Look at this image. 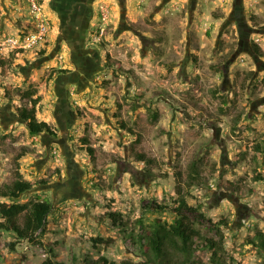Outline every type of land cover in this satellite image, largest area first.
Segmentation results:
<instances>
[{
  "label": "rangeland",
  "instance_id": "1",
  "mask_svg": "<svg viewBox=\"0 0 264 264\" xmlns=\"http://www.w3.org/2000/svg\"><path fill=\"white\" fill-rule=\"evenodd\" d=\"M91 2V11L82 2L58 10L42 0L46 42L16 52L24 50L7 39L29 33L35 18L26 0H0V59L15 54L7 76L0 68V84L35 89L38 117L58 135L32 136L17 115L28 102L6 101L0 88V186L13 181L15 157L26 153L20 171L36 185L20 201L53 202L45 245L0 232V264L142 261L134 242L154 220L176 217V174H189L194 162L205 182L190 204L207 217L195 219L203 235L228 219L230 264H263L247 239L264 231V180H256L264 167L255 148L264 145V0ZM54 69L69 73L58 79ZM134 142L159 166L131 156ZM197 258L208 263L210 252Z\"/></svg>",
  "mask_w": 264,
  "mask_h": 264
},
{
  "label": "trees",
  "instance_id": "2",
  "mask_svg": "<svg viewBox=\"0 0 264 264\" xmlns=\"http://www.w3.org/2000/svg\"><path fill=\"white\" fill-rule=\"evenodd\" d=\"M76 2H84L83 0H55L54 7L58 10L72 8ZM84 6V3H83ZM256 53L261 56V50L258 45H254ZM25 52V51H16ZM46 51H41L45 55ZM15 54L9 59H0L1 73L7 76L10 69L14 65ZM55 74H67L68 70L54 69ZM6 97L9 100H14L16 96H21L25 103L17 108V114L22 118L32 135H40L49 133L55 135L52 126L45 121H40L37 117L38 106L42 97L38 95L35 89L22 90L21 87L13 85L3 86ZM225 105L227 101H224ZM227 110V109H226ZM158 113L153 115V119H158ZM122 128L126 129L124 123ZM132 134H135L132 129H129ZM87 144L88 152L93 155L95 150L90 147V142L87 137L82 139ZM140 142V139H137ZM137 142H134L130 147L131 156L135 157L138 162L144 163L148 167L159 166L157 159L150 157L145 151L137 150ZM264 167V145L258 144L255 147ZM25 156V153H20L15 157L16 169L13 170L14 179L11 182L0 186V198L7 201L0 202V232L12 233L16 236L17 242L27 241L33 245H45L40 237L47 231L48 217L53 210V202L49 199L30 201L23 203L21 197L27 192L33 190L35 182L24 178L20 171V160ZM192 172L184 174L179 171L176 176L178 180L177 186V203L174 208L176 217L172 221L165 219H156L151 226L145 228V233L139 236L136 245H140L142 261H134L132 259L124 260L120 264H230L229 253L226 248V233L225 228L230 227L228 219H222L218 223L212 224L214 236H204L202 230L196 224V218L207 219L206 215L201 212V206H192L190 199L193 197V188L204 184L205 177L200 167L196 162L191 165ZM256 180H264L263 175L256 177ZM39 184H46L45 181ZM160 211H164L163 206H159ZM109 216L118 221L119 214L109 213ZM200 222V221H198ZM212 222V221H211ZM17 242L11 243L12 251L16 250ZM99 244L106 243L108 246L114 242L113 239H95ZM247 244L254 247L258 252L264 255V231L256 228L255 234L248 237ZM199 251L210 252L208 263H204L197 258ZM50 252L53 255L54 249L50 247ZM45 264H53L51 261ZM93 264H118L115 261H110L106 257H101ZM264 264V263H263Z\"/></svg>",
  "mask_w": 264,
  "mask_h": 264
},
{
  "label": "built area",
  "instance_id": "3",
  "mask_svg": "<svg viewBox=\"0 0 264 264\" xmlns=\"http://www.w3.org/2000/svg\"><path fill=\"white\" fill-rule=\"evenodd\" d=\"M26 2L35 18L32 30L22 35L19 33L6 41L9 46L24 51L37 49L44 44L50 31V23L42 13V0H26Z\"/></svg>",
  "mask_w": 264,
  "mask_h": 264
},
{
  "label": "flooded vegetation",
  "instance_id": "4",
  "mask_svg": "<svg viewBox=\"0 0 264 264\" xmlns=\"http://www.w3.org/2000/svg\"><path fill=\"white\" fill-rule=\"evenodd\" d=\"M62 75L63 74H58L57 75V78L58 79H60V78H62ZM54 76H55V74H53V76H51V79L52 78H54ZM58 81L56 80V83H57ZM6 86V85H5ZM3 90H4V93H3V97H4V99L6 100V101H9V102H12V101H14V100H9L7 97H6V92H5V89L3 88ZM40 96V95H39ZM1 100H2V98H1ZM42 101V100H41ZM41 103V102H40ZM29 104V103H28ZM22 106V105H21ZM39 106H40V104H39ZM39 106H38V112H39ZM18 115V114H17ZM37 117H38V113H37ZM18 118H19V120L20 121H22L24 124H25V126L27 127V129L29 130V132L31 133V131H30V129L28 128V126H27V124H26V122L22 119V118H20L19 116H18ZM38 119L40 120V121H45V120H41L39 117H38ZM45 122H47V121H45ZM50 124V123H49ZM51 125V124H50ZM52 126V125H51ZM52 129H53V131L56 133L55 135H52V134H49V133H43V134H40V135H32V133H31V135L32 136H35V137H41V136H43V135H49V136H51L53 139H56L57 138V132H56V130L53 128V126H52ZM57 140V139H56ZM25 155H26V153H25Z\"/></svg>",
  "mask_w": 264,
  "mask_h": 264
},
{
  "label": "crops",
  "instance_id": "5",
  "mask_svg": "<svg viewBox=\"0 0 264 264\" xmlns=\"http://www.w3.org/2000/svg\"><path fill=\"white\" fill-rule=\"evenodd\" d=\"M83 1H84L83 3L85 4V6H87L88 9L91 11V9H92V8H91V5H92V2H93V1H92V2H91V0H90V1H88V0H83ZM90 2H91V3H90ZM90 4H91V5H90ZM74 13H75L76 15L79 14V12H77V11L74 12ZM89 13H90V12H89Z\"/></svg>",
  "mask_w": 264,
  "mask_h": 264
}]
</instances>
